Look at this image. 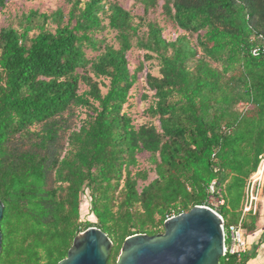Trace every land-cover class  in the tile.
<instances>
[{
	"label": "trees",
	"instance_id": "obj_1",
	"mask_svg": "<svg viewBox=\"0 0 264 264\" xmlns=\"http://www.w3.org/2000/svg\"><path fill=\"white\" fill-rule=\"evenodd\" d=\"M64 1L66 12L33 9L0 26V264H57L91 226L112 240L116 264L126 237L160 233L195 205L224 221L226 206L241 211L264 156V55L252 54L264 0H134L137 21L116 1ZM159 5L180 31L173 39L145 19ZM133 48L144 58L131 69ZM145 68L149 120L136 124L130 91ZM212 182L222 204L209 202Z\"/></svg>",
	"mask_w": 264,
	"mask_h": 264
},
{
	"label": "water",
	"instance_id": "obj_2",
	"mask_svg": "<svg viewBox=\"0 0 264 264\" xmlns=\"http://www.w3.org/2000/svg\"><path fill=\"white\" fill-rule=\"evenodd\" d=\"M4 204L0 200V220ZM163 232L135 233L125 238L116 264H220L224 256L222 218L206 205L167 218ZM2 235L0 230V252ZM113 247L110 237L96 226L73 239L57 264H107Z\"/></svg>",
	"mask_w": 264,
	"mask_h": 264
},
{
	"label": "rangeland",
	"instance_id": "obj_3",
	"mask_svg": "<svg viewBox=\"0 0 264 264\" xmlns=\"http://www.w3.org/2000/svg\"><path fill=\"white\" fill-rule=\"evenodd\" d=\"M105 2L116 1L123 8L130 10L131 13L135 17V21H137L138 16L143 15V7L136 3L134 0H104ZM163 3L162 0H159V4ZM160 5L155 9L154 12H151L148 16H145V19L151 20L156 19L161 26L164 27L163 35L166 38L173 39L176 35L180 33V31L169 21L165 20L162 15V9ZM63 8L66 12L70 5L67 4L64 0H8L3 7H0V26H7L8 24L13 25L15 27L18 26V20L22 13H26L33 9H38L41 12H52L57 8ZM142 30H146L145 26H142ZM104 34L107 36V40L109 43L117 46V42L114 39L113 31H105ZM144 51L133 48L127 52V58L129 60V66L131 69H134L140 61H143ZM145 64L149 67V71L153 74H157L158 68L155 60H146ZM148 71L145 68L138 76V79L135 87L130 91L131 93V107L129 111L131 112L134 122L136 124H141L147 120L149 117L145 113L146 108L149 105V99H144L142 94H145L146 91L148 95L151 93L147 90L146 84L144 81V75ZM83 88L85 86L82 85ZM104 90V89H103ZM156 125H158L157 120H153ZM139 162L141 168H146L152 170V165L148 162L149 153L143 152L139 154ZM155 177L154 172L150 171L148 181L152 180ZM147 182V181H145ZM87 202L84 200L82 204V213L84 214L86 211ZM241 211L237 207L226 206L225 208V222L226 224H237L240 221ZM242 228V237L244 238L245 232ZM163 232V231H162Z\"/></svg>",
	"mask_w": 264,
	"mask_h": 264
},
{
	"label": "built area",
	"instance_id": "obj_4",
	"mask_svg": "<svg viewBox=\"0 0 264 264\" xmlns=\"http://www.w3.org/2000/svg\"><path fill=\"white\" fill-rule=\"evenodd\" d=\"M261 53L264 55V41L255 45L252 49L253 55H259ZM214 187V182H212L209 185V202L217 205L222 204L223 200L214 198ZM263 192L264 156L260 158L257 169L248 177L246 181L240 221L237 224L230 223L227 225L223 217L219 214L222 218V229L224 234V256L240 254L246 250L247 244L245 239L242 237L243 218L247 214H255L257 212L258 205L262 200ZM206 206L210 207L209 205Z\"/></svg>",
	"mask_w": 264,
	"mask_h": 264
},
{
	"label": "crops",
	"instance_id": "obj_5",
	"mask_svg": "<svg viewBox=\"0 0 264 264\" xmlns=\"http://www.w3.org/2000/svg\"><path fill=\"white\" fill-rule=\"evenodd\" d=\"M255 214L258 217L254 228L248 230L242 227L244 228V239L247 244L246 250L241 253L245 258V264H264V192Z\"/></svg>",
	"mask_w": 264,
	"mask_h": 264
}]
</instances>
